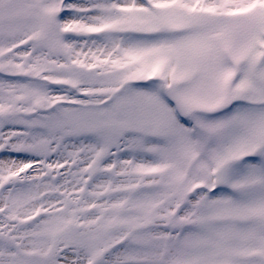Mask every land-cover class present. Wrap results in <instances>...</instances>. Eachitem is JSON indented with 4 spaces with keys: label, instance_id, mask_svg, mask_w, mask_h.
<instances>
[{
    "label": "snow or ice",
    "instance_id": "1",
    "mask_svg": "<svg viewBox=\"0 0 264 264\" xmlns=\"http://www.w3.org/2000/svg\"><path fill=\"white\" fill-rule=\"evenodd\" d=\"M0 264H264V0H0Z\"/></svg>",
    "mask_w": 264,
    "mask_h": 264
}]
</instances>
